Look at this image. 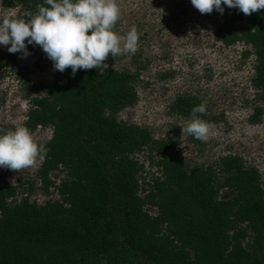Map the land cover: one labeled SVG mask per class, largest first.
<instances>
[{
    "label": "trees",
    "instance_id": "obj_1",
    "mask_svg": "<svg viewBox=\"0 0 264 264\" xmlns=\"http://www.w3.org/2000/svg\"><path fill=\"white\" fill-rule=\"evenodd\" d=\"M39 4L44 0L2 6L22 15ZM204 14L221 17L215 41L250 47V87L264 102V9ZM114 60L106 58L103 75L78 69L73 76L66 68L49 83H25L22 125L51 131L40 143L48 151L37 176L58 199L39 204L23 182L0 176V264H264L259 171L230 153L190 167L176 139L122 121L138 101L139 74L111 67ZM178 104L184 113L192 108L186 98ZM52 172L61 175L57 183ZM223 191L231 195L221 198Z\"/></svg>",
    "mask_w": 264,
    "mask_h": 264
},
{
    "label": "rangeland",
    "instance_id": "obj_2",
    "mask_svg": "<svg viewBox=\"0 0 264 264\" xmlns=\"http://www.w3.org/2000/svg\"><path fill=\"white\" fill-rule=\"evenodd\" d=\"M116 2L120 17L113 31L124 35L134 26L138 34L135 54L118 55L111 64L115 69L139 74L138 101L119 118L147 128L155 138L176 139L175 151L190 167L206 165L227 153L240 155L259 171L264 187V102L250 87L254 57L244 56L245 51L251 53L250 47L241 43L224 47L215 41L214 32L221 17L201 14L189 0ZM5 15L20 16V11L0 6V18ZM26 47L30 54L25 58L20 53L7 52V46L0 47L2 131L21 126L25 120V83H49L55 72L39 46L36 52L27 44ZM179 98H186L191 107L205 104V113L197 116L212 125L206 142L180 131L192 117L190 111L184 113L187 110L177 105ZM257 109L261 111L259 115ZM30 133L37 144L51 136L49 129ZM38 168L37 160L19 171L0 168V176L6 184L23 182L22 190L39 204L58 199L52 188L48 194L43 192ZM50 177L57 183L61 175L52 172ZM230 195L223 191L221 198Z\"/></svg>",
    "mask_w": 264,
    "mask_h": 264
},
{
    "label": "clouds",
    "instance_id": "obj_3",
    "mask_svg": "<svg viewBox=\"0 0 264 264\" xmlns=\"http://www.w3.org/2000/svg\"><path fill=\"white\" fill-rule=\"evenodd\" d=\"M189 3L201 14L213 10L223 14L224 7L235 8L245 15L264 9V0H189ZM119 17L116 0H44L35 12L0 18V47L7 46V52L20 53L25 58L30 54L26 44L39 46L54 71L70 68V75L74 76L78 69H96L103 75L109 67L105 62L109 55H133L137 50L138 34L134 26L124 35L113 31ZM205 111L203 102L194 105L190 110L192 118L180 131L206 142L212 125L197 116ZM47 151L44 144L38 145L33 140L25 126L0 132V168L18 171L29 168L37 160L43 161Z\"/></svg>",
    "mask_w": 264,
    "mask_h": 264
}]
</instances>
